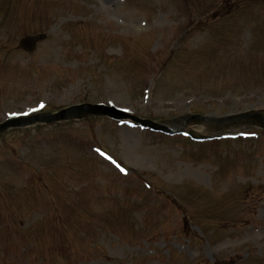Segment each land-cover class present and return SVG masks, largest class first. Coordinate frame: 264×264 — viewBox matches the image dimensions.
Listing matches in <instances>:
<instances>
[{"label":"rangeland","instance_id":"1","mask_svg":"<svg viewBox=\"0 0 264 264\" xmlns=\"http://www.w3.org/2000/svg\"><path fill=\"white\" fill-rule=\"evenodd\" d=\"M39 32L34 53L19 49ZM82 103L169 127L264 112V0H0V123ZM185 128L6 132L0 264H264V130ZM38 172L35 198L21 189Z\"/></svg>","mask_w":264,"mask_h":264},{"label":"water","instance_id":"2","mask_svg":"<svg viewBox=\"0 0 264 264\" xmlns=\"http://www.w3.org/2000/svg\"><path fill=\"white\" fill-rule=\"evenodd\" d=\"M44 36H37V37H28L22 41V46L28 50V51H33L34 45L36 44L37 41L43 40ZM87 115H105V116H110L113 118H122L126 117L122 112L116 111L115 109H106L105 107H95V106H90V105H84L81 107H76V108H71L69 110H66L64 112H61L60 114H57L55 116L52 115H42V116H37L32 119H26V118H21L17 120H12L9 121L8 123L4 124L3 126H0V134L4 133L8 128L10 127H17V126H27L31 125L37 121L39 122H58L62 120H69V119H76V118H81L83 116ZM253 118L251 116H239L236 118H233V121H242L246 119ZM256 119L261 120L262 124L264 125V120L262 119L261 116L254 117ZM195 119L203 120L202 117H196ZM152 125V124H150ZM159 129L162 130H168L164 127H159L156 126Z\"/></svg>","mask_w":264,"mask_h":264}]
</instances>
